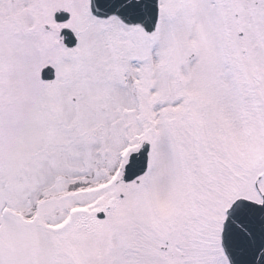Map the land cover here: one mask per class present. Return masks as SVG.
Segmentation results:
<instances>
[{
    "label": "rangeland",
    "instance_id": "rangeland-1",
    "mask_svg": "<svg viewBox=\"0 0 264 264\" xmlns=\"http://www.w3.org/2000/svg\"><path fill=\"white\" fill-rule=\"evenodd\" d=\"M88 3L0 0V48L13 49L0 88V264H229L226 208L261 200L264 0H160L152 34L96 20ZM73 96L98 105L102 132L88 107L62 111ZM145 141L149 168L126 183L119 171Z\"/></svg>",
    "mask_w": 264,
    "mask_h": 264
},
{
    "label": "water",
    "instance_id": "water-1",
    "mask_svg": "<svg viewBox=\"0 0 264 264\" xmlns=\"http://www.w3.org/2000/svg\"><path fill=\"white\" fill-rule=\"evenodd\" d=\"M91 10L100 17L115 15L128 25L142 26L147 32H153L159 20V0H91ZM67 17L68 13L63 12L58 19ZM62 33L67 46L76 44L70 29ZM41 76L51 80L53 67H43ZM149 151L150 144L146 142L130 155L124 181L134 180L146 172ZM221 245L230 264H264V196L262 202L245 196H238L231 202L222 225Z\"/></svg>",
    "mask_w": 264,
    "mask_h": 264
},
{
    "label": "flooded vegetation",
    "instance_id": "flooded-vegetation-1",
    "mask_svg": "<svg viewBox=\"0 0 264 264\" xmlns=\"http://www.w3.org/2000/svg\"><path fill=\"white\" fill-rule=\"evenodd\" d=\"M248 1V0H246ZM258 1H256L257 3ZM96 20H100V21H103L104 19H99V18H94ZM63 26H60L58 27L57 29L59 30L60 32V29L62 28ZM61 39V38H60ZM17 39H11L12 42L16 41ZM62 40V39H61ZM0 43H1V40H0ZM3 55V58H6V61H5V65H4V68L3 70H0V88H2L4 86V80H3V75L4 73H6L8 70H10V65H9V61H10V58L12 56V47H9V49H2L0 48V56ZM3 84V85H2ZM2 85V87H1ZM79 95H81V92L79 91ZM62 104H60L59 106H62V111L66 112L69 116V119L72 118V117H76V116H82V107L85 106V107H88L89 110H92V112L95 113V115L93 114L94 117H96V120L98 121V125L96 126L95 128V131L97 129L100 130V132H102L103 130V127H104V122L102 121L101 119V116H99L97 114L98 112V109H97V104H93L92 100L90 99H85V100H80V98H78L77 96H73V97H70V98H60ZM56 106V105H54ZM101 108L103 109V111H105L107 108L105 106H101ZM53 110L55 111V113H59V111L61 110L60 107H57V108H53ZM263 177V176H262ZM262 177L260 179L258 178H255L254 181H261Z\"/></svg>",
    "mask_w": 264,
    "mask_h": 264
},
{
    "label": "bare ground",
    "instance_id": "bare-ground-1",
    "mask_svg": "<svg viewBox=\"0 0 264 264\" xmlns=\"http://www.w3.org/2000/svg\"><path fill=\"white\" fill-rule=\"evenodd\" d=\"M82 186H84V185H82V184H77V185H75V186H72V187H71V190L79 189V188L82 187Z\"/></svg>",
    "mask_w": 264,
    "mask_h": 264
}]
</instances>
